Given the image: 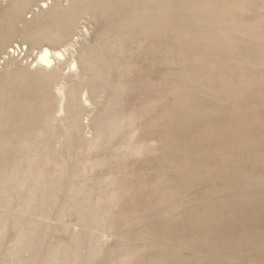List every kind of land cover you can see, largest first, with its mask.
I'll list each match as a JSON object with an SVG mask.
<instances>
[{
	"label": "rangeland",
	"instance_id": "obj_1",
	"mask_svg": "<svg viewBox=\"0 0 264 264\" xmlns=\"http://www.w3.org/2000/svg\"><path fill=\"white\" fill-rule=\"evenodd\" d=\"M37 3H40V0H6V1H2L0 4V18H1V21H0V31H1L0 32V36H1V38H0V72L1 73L0 74L1 75H0V77H2V78H0V80L2 83H11L12 81H13L12 84H20L21 83L20 85H22V86L27 84L28 86L26 88L30 87L31 85L35 87L36 84H37L36 86H38L35 88L30 87V88H28L29 90L25 88L27 90V92L25 90L22 91L24 89L22 87V88H20V90H21L20 93L21 92H25V93H21V94H26V93H28V91L30 92L31 89L33 92L36 93L35 90L44 84L43 81H40L41 83L40 82L39 83L38 82H36V83L31 82V84L30 83L28 84V82L30 80L27 79L30 77L31 72L34 69H36V67L38 66L36 56L39 52V49H41V45H43V47H48L50 50L52 49L51 51L58 50L62 53V56H61L62 58L52 57V60L54 61V63H56L58 60L62 61L64 59H67L70 56L69 50H66L65 49L66 46L61 45L60 42L54 43L53 41H49L47 43V40L45 42V39H42V42H41V40H39L37 43L32 44L29 42L30 41L29 38L25 37V39H24V36L22 37V35H20V34H22L21 25L23 24L22 19L24 18V13H25V16H29L31 14L29 9H32V8L36 9ZM238 3L239 4H237L236 7L235 6L232 7V8H235L234 12H233L234 9L231 10L233 13L230 11L227 12V15L228 14H231V15H228V17H227V15L225 14L226 17H225V15H223V16L227 20L229 19V21H232V22L234 21L233 19H235L236 20L235 22L240 23V29L241 30L233 28L231 31L227 32L229 34V35L227 34V36H228L227 39L230 38L228 40L229 41L228 43H227V41H225L227 43L226 44L227 46H221V44H219L221 47L220 49H219V45H217L218 47L213 46V51L211 50L212 52H214L216 50V48H218L222 52V54H221L222 58H225L226 60L228 58L230 59V60L228 59V62H227L228 64L221 63L219 66H214V67H211L212 65L209 66L205 63L203 65H201L204 69H206L208 67L212 68V70H210V68L206 69L207 70L206 72L208 73L207 74L208 83L205 79L200 78V80L202 79L203 82H205L206 84L202 82L203 85H200L198 87H190V88L187 87L186 88L187 90H185V89L181 90V91H183V93L181 92V94L183 96L182 100H180L181 99V96H179L180 94L177 95V98L175 100H173L171 98L169 99V97H171L169 94H167L165 96V91H166V89L167 90L170 89L168 86L171 87V83H172V87H175V86H178L180 84V82L182 83L184 80V75H180L177 77L176 74H172L170 69H172L173 67H177V68H179V70H182V68H183L182 71H185L186 69L190 68L191 64L188 66V63L185 64V62L176 61V63L173 62L175 64L171 63V66H169L170 64H168V63H167V65L166 64L164 65L165 62L163 64H161L159 62V64L157 65V63H156V62H158L156 60V59H158L157 57H159L160 59H163V58H166L169 53L172 54L171 52H173V51L177 52V50H178V48L175 49V47L171 48V49L168 48L166 46V44H168L167 42H169V40H168L169 37L165 36L163 33H159L157 31L158 33H157L156 40L159 37V39L162 41H160L158 39L161 42V44H160V43H158V41L155 40V37H154L152 39V43L149 45L151 47L153 45L156 46V48L154 46L151 48V49L154 48L153 51H151V53L153 55H157V56H153L152 54H150V51L147 52L148 53L147 54L148 60L151 59V61L149 60L150 64H148L150 67L148 68V65H147V68L149 70L147 68H145L146 64L144 62H142V63L145 65H143L140 61H138V63H141V64H138V67H136L137 66L136 65L135 66L136 69H134V67H133L131 69L132 72L131 71L128 72L126 70L123 71L124 69H122V68L121 69L120 68L115 69L113 71V73L116 74V76H114L115 78H113L112 75H114V74L112 73L107 79H102V80H100V82H98V81L95 82L94 85L97 88L95 87L96 90L93 89L92 96H90V94H89L90 92H89V89L87 87V93H85L84 95H86V96L89 95L91 97V99H90V101L87 100V105H88V107H86L87 109L84 108L83 112H80V114L83 113V114H81L82 118H79L80 123L82 124V121H83V124H84V126H83V124L81 125L82 132L76 133L74 130H70V132H68L67 136H66V138H68V139L63 140L62 144L59 145L57 140H59V137L65 136L66 134L65 135L62 134V129L60 127L61 126L60 123H56V124L54 123V125H55L54 127H55L56 131L54 133V136L53 135L51 136L53 138H49L52 140L51 143H49L50 141H48V143L50 144V147L52 148V150L57 151V156L59 154L64 155L63 153H65L64 157L66 158L68 165L72 164V166H69V167L76 169L77 173L79 171V173L77 175L79 176L80 179L76 178L74 180L75 183L73 182V184H72V183H69L68 180H66L67 179V176H66L64 178V182L62 185V187L64 188L63 192L57 191L58 193L56 192L57 194L54 196V198L49 197V198H47L46 201H44V203L43 202L42 203L36 202V205L33 209L34 212L36 211L34 213V215L35 214L36 215L35 216L30 215L33 217L29 216L30 219L28 218L29 220L33 221V219L35 217V220L33 222L36 223V225L34 224L35 226L33 225V227H31L32 231L30 234L31 235L30 241L26 242V243H22V246H21L22 251H19L18 254H16L15 256H14V253H13V255H11L10 251H6L8 241L12 237L17 235V232H18L20 227L22 229L23 228L27 229L29 220L26 223H24V221H21L19 223V225H15L12 223L11 219L13 218L14 213L17 212V210H16L17 207L13 206V207L7 208L5 210V212L2 214V217L0 218V264H20V262H21V264H30L31 260H32L31 264H36V263L41 264L45 258V257L44 258L42 257L44 250H45V245L49 240H51L53 242H54V240L67 241V240H69L70 237H72L73 234H74L73 237L81 239L86 244H90L91 249H96L99 252L103 251L102 254L99 253L94 258V260H93L94 262L91 264H107V263L109 264L110 252L115 251L113 249H116V250L127 249L130 252V256L128 257V261H127L128 264H136V263L139 264L140 260L142 258H144V259L141 260L140 264H208V263L209 264H253V263H251V261L256 262L254 264H264V0H238ZM34 9H32V11ZM101 13H102V11H97V12L92 13L91 16L89 15L87 17L80 18L79 20H77V22L74 21V23H77V25H78L77 26V32H75L76 35H74V36L72 35V37H71V39L73 38L71 40V42L73 43V47L75 49L78 50V48L80 47V45H82L83 42L88 43V44H93L94 43L93 41H95L98 37L108 35V33H113L112 31H114V29L119 24V17L118 16L120 13L119 14H115L112 12H110V13L108 12L105 14L104 13L101 14ZM95 14L98 16V19H97V16ZM99 14H101V15H99ZM114 14L116 15V17L114 16ZM42 16L40 17L41 20L44 19V17H46L47 15H42ZM111 16H114L117 19H115L113 17V19H114L113 20L111 18ZM223 16H222V18H223ZM100 17L103 19L104 22L100 19ZM108 17H109V19H108ZM86 18H88V19H86ZM110 18H111V20H110ZM40 19H39V21H40ZM80 22H82V23H80ZM83 23H86V24L83 25ZM174 23H176V21H173L172 19H170V20L167 19L163 22L162 27H164L165 31H166V29L171 30L175 27L173 25ZM181 23H180V26L185 25V24H183L185 22H181ZM90 24L92 26L93 25L94 26L92 27ZM79 26L82 30L79 28ZM185 26H188V24ZM91 28H93V29H91ZM188 28H190V27H188ZM245 29H247V30H245ZM95 31L96 32L98 31V32L96 33ZM2 33H3V35H2ZM160 34H163V35H160ZM219 35L222 36V34H219ZM163 36H165V38ZM154 40H155V43H153ZM77 41H79L80 43H77ZM91 41H92V43H90ZM50 42H51V45L53 46V48L50 45ZM156 42H157V44H156ZM162 42H165L166 44L165 43L162 44ZM159 44L164 45V46H161L162 47L161 48V47H159ZM17 45L20 47H16ZM48 45H50V46H48ZM224 45H225V43H224ZM54 46H55V48H54ZM158 47H159V49H157ZM8 49L14 50L15 53L14 52H13L14 54L13 53H11V54L6 53V52L10 51ZM226 49L227 50L229 49L228 53H227ZM169 50L171 52H169ZM232 51L233 52L236 51L237 53L235 52V53H232V55H230ZM223 52L224 53L226 52V54L224 55ZM186 53H188V52L186 51ZM237 54H238V56H236ZM240 54H241V57H240ZM10 55H12V56H10ZM161 56L163 58H161ZM169 56L170 55H168L167 58H169ZM153 57L154 58L156 57V58L154 59ZM226 57H228V58H226ZM233 57H236V59ZM239 57L243 58V59H240ZM252 58L254 60H252ZM207 59L214 61V60L210 59L208 56H207ZM246 59H248V60L245 61ZM155 60H156V62H155ZM232 60L235 62L238 61V63L236 62L234 65L230 66L229 64H231V63H229V62ZM242 62H244V63H242ZM245 62L246 63L250 62L248 65H249V67L251 66V68L247 67L248 65L245 64ZM76 63H77V65H79L78 61H76ZM155 63H156V65H155ZM152 64L154 65L155 68L151 66ZM176 64H178V65H176ZM253 66H255V67H253ZM142 67L145 68L146 70H143ZM151 67L153 68L152 71L150 69ZM215 67L218 68V74H217V71L214 72ZM140 68H142V72H141ZM157 68H158V70H156ZM167 69L170 71V75H169V71H167ZM153 70H154V72H153ZM209 70L211 73H209ZM219 70H221L222 72L224 71L225 74L221 73V71H219ZM225 70H227V72L232 71L231 75H233V76L226 73ZM121 71L124 73V75ZM164 71H166V72H164ZM239 71H240V73H238ZM24 72L27 75L26 74L23 75L22 73H24ZM161 72H164V73H161ZM241 72H242V74H241ZM139 73H140V75H142V76L145 75V76L143 78H141L142 76L141 77L138 76ZM158 73H160V75L162 74L163 75L162 78H165V79H162ZM166 73H167V75H165ZM130 74H131V76H130L131 79L129 78ZM210 74H212V75H210ZM226 74H227V76H226ZM6 75L9 77H12V78L7 77ZM125 75H126V77H123ZM174 75H176L175 78H174ZM228 75H229V78L232 77V78H230V80H229V78H226V77H228ZM244 75L246 76V78ZM24 76L27 80L24 78ZM147 76H148V78H147ZM152 76L155 77L154 80L152 79V78H154ZM156 76L158 78H156ZM159 76H160V78H159ZM166 76H168V77L170 76L169 78H171L172 82L170 80H167ZM210 76L211 77L213 76L212 79ZM215 76L218 77V78L216 77V79H217V80L215 79L216 81L214 80ZM222 76H225V77L223 78ZM139 77L141 78V80ZM219 77L220 78L222 77L223 80L220 79ZM242 77H243V79H242ZM6 78L7 79L9 78L8 81ZM16 78H18V80ZM176 78H177L176 82L178 81L179 84H178V82H177V84L175 83ZM225 78L228 80V82L230 84L228 82H226ZM233 78H235V79H233ZM239 78H240V80L238 81ZM5 79H6V81H5ZM10 79H12V80H10ZM53 79L50 80L51 84L47 85L48 89L50 87L49 85H51V87H55V85L58 86V84H54V83H57L58 82L57 80L60 81V78L59 77H55V78L53 77ZM142 79H143V81H142ZM9 80L11 82H9ZM127 80H128V82H127ZM145 80H150V81L146 82ZM224 80H225V82H224ZM53 81H54V83H53ZM152 81H153V83H152ZM155 81H159L161 85H154ZM164 81H166V82H164ZM231 81H232V83H231ZM233 81L234 82L237 81V82L234 83ZM102 82H104V83H102ZM118 82H122V85H121L122 88H121V86L118 87L116 85V83H118ZM123 82H125V83H123ZM161 82L165 83L166 85L162 84ZM167 82H169V84ZM148 83H149V85H147V87H146L145 85ZM226 83H228V84H226ZM96 84L99 86H97ZM157 84H158V82H157ZM167 84H168V86H167ZM216 84H218V87L219 86H221V87L218 88ZM248 84H250V85H248ZM153 85L156 87H153ZM241 85H242V87H241ZM127 86H128V88H127ZM134 87H135V89H134ZM227 87H229V88H227ZM240 87H241V89L242 88L243 89L240 91H237V88L239 90ZM225 90H226V92H225ZM80 91H81V95H82V93L85 91L84 87L82 89H80ZM33 92L32 93L30 92L29 96L31 98L34 97L35 93H33ZM150 92H151V95H150ZM94 93L97 96H95ZM108 93H110V95ZM143 93H144V95H143ZM161 93H163L162 94L163 97L161 96ZM112 94L115 95V96H113V99L116 100L117 102L112 101V102H114V104H112V102H111V104H109L108 101L112 97ZM117 95L119 98L117 97ZM148 95H150V96H148ZM154 95H155V97H158V96H159V98L162 97L163 100L156 99V101H154V103L150 104V100L152 101ZM185 95H187L186 98H185ZM51 96H53V95L51 94ZM89 96H87V97H89ZM118 100H119V102H118ZM147 100H149V101H147ZM164 100H165V103L163 102ZM176 100H177V102H176ZM8 102L10 104V102H12V101L9 100ZM139 102H141V103H139ZM158 102H161V103H158ZM135 103L138 105H135ZM163 103H164V105H163ZM155 104H156V106H155ZM157 104L162 105V106L159 105L160 110L162 109L161 111H159V109H157L158 108ZM3 105L1 108L2 109L4 108L6 110L8 103H7V105L6 104H3ZM112 105H115V107L113 106L114 109L109 108L110 106L112 107ZM99 106H100V108H99ZM117 106H119L120 109ZM121 107H123V109ZM165 107H167L168 109H165ZM101 108L102 109L105 108L106 110L110 109V111L115 110L116 111L115 113H114V111L112 113H110L108 111L110 114H112L113 120L115 121V123L117 125L122 124V126L126 127L128 130L130 129L129 132H131V133H129V135L127 133L121 139H118V138L112 139L111 138L112 142H106L105 143L106 145L104 144L101 147H96V148L90 150L86 146L88 139H90L92 137L95 127H97L99 125L98 123L104 122L103 120H105L107 118L103 114L105 116V118L103 119V115H101V113H104L105 110L104 109L102 110ZM132 109H134V110H132ZM148 109H149V111H147ZM87 110L90 112H88ZM119 110H120V112L121 111L122 112L120 113ZM150 110H152V111H150ZM166 110H168V111H166ZM156 111L159 113L161 112V113L156 114ZM99 112H100V114H99ZM58 113L59 112L57 110V114ZM95 117H97L96 118L97 120H95ZM136 118H137V120H136ZM107 119H110V117H108ZM155 119H157V120H155ZM89 120H91V121H89ZM94 121H98V123H96ZM147 121H149V122H147ZM91 122H94V123H91ZM150 122L152 124L155 122L154 125L151 124L152 127L150 125ZM144 123L146 124V126ZM147 123H149V127L147 126L148 125ZM58 124H59V126H58ZM89 124H90V126L92 125L91 129H90V126H88ZM140 124H141L142 128H140V126H139ZM144 126L146 128L147 127L148 128L143 129ZM153 131H154V134H152ZM138 134H140V135H138ZM148 134H149V138H148ZM144 135L147 136L148 143H146L147 138L145 139L146 136H144ZM158 135L159 136L161 135V136L159 137ZM126 137L129 140H127ZM143 137L145 139L144 140L145 142L143 141ZM158 137L160 139H158ZM70 138H71V140H70ZM72 138H75V139L73 140ZM155 139H158L160 143L163 142V144H160L156 140L159 143L158 144L155 141ZM67 140L69 141V143L66 142ZM77 140H79L81 142V144L79 143V141L77 142ZM139 140H141V142H138ZM73 141L74 142L76 141V142L74 143ZM134 141H136L139 144H136V143L134 144ZM69 144H71L73 149H74L75 145H77V144L79 145L77 147L75 146L76 150L75 149L74 150L76 152H73L74 150L71 149V146ZM64 145H66V148L64 147ZM107 145L109 146V148H107L108 147ZM136 145H138L139 147ZM153 145H155L156 147ZM69 146H70V149H69ZM82 146H83V148H82ZM142 146H144V147H142ZM168 146H170V147H168ZM62 147H64V148H62ZM119 147H121V148L119 149ZM154 147L155 148L158 147L157 149H159V150L155 149ZM98 148H100L101 151ZM113 148H114V151H113ZM103 149L104 150L106 149V151H104ZM118 149H119V152H118ZM152 149H153V152H151ZM166 149H167V152H166ZM93 150H96V151H93ZM120 150H123L124 153H121L122 151L120 152ZM155 150H157V151H155ZM115 151L117 152V155H116ZM113 152H115V153H113ZM156 152H157L158 157L156 155ZM95 153H96V156H95ZM161 153H164L163 155H165L166 157L161 156L162 155ZM68 155H70V156H68ZM92 155L95 156V159L98 157L96 160L98 161L99 164H97L95 166L91 165L90 162H92V160H93L92 157L94 158V156H92ZM121 155H123V156L127 155L128 157L127 156L121 157ZM150 155H151V159H150ZM90 156H92V157H90ZM129 157H131L130 158L131 161L129 159H127ZM160 157H162V158H160ZM55 158H59V157H55ZM68 158H69V162H68ZM71 158H73L74 163L72 161H70V160H72ZM111 158L114 161H112ZM117 158H119V159H117ZM121 158H123V159H121ZM135 158H136V160H135ZM147 158H148V160H146ZM156 158H158V159H156ZM142 159H143V161H142ZM119 160H121V162H119ZM70 162H72V163H70ZM123 162H124V164H123ZM102 163H104V165ZM106 163H107V165H106ZM153 163H154V165H153ZM111 164H113V167H111L112 166ZM119 164H121V166L124 165L125 168L121 167ZM115 165L117 167H120V168H116ZM159 165H161V166H159ZM97 166H98V168L95 169ZM153 166H154V168H151ZM184 167H185V169H184ZM77 168L80 170H77ZM115 168L117 170H115ZM121 168H124L125 170L127 169L126 170L127 172ZM128 168L130 171L129 174H128ZM69 170H73V169L69 168ZM92 170H93V172H92ZM112 170H113V172H112ZM161 170H162V172H161ZM163 171H165V172H163ZM159 173H161V174H159ZM106 174H108V175L112 174V175H109L108 179L106 180V179L102 178L104 176L107 177ZM88 175L89 176L90 175L96 176V180H99V181L89 183L87 181ZM99 175H101V176H99ZM133 175H134V177H133ZM163 175H164V177H163ZM118 176H119V178H116ZM139 176H140V178H139ZM101 180L102 181L104 180V181L101 183ZM77 182H81V183L85 182L88 185L94 184L93 186L96 188H97V186H98V188H102V187L104 188L107 186L108 183H110L119 189V191L116 192V198L114 200V202H115L114 203L115 207H113L114 210L112 209V211H110V213H109L110 217L108 216L109 218H106L107 221L101 220V219H96L93 222L87 221L88 223L85 221L88 225L87 226L86 223L82 222V220H81V222L79 221L81 219L80 218L81 216H79V215H81V214L75 212V210L72 207H70V208L67 207L68 205H65V206L62 205V203H63L62 199H63V197H65L66 189L71 185H74V186L77 185L78 186ZM130 183H132V184L135 183L137 188H136V186L132 187ZM153 184H154V186H153ZM121 186H123V187L121 188ZM155 186H156V188H155ZM158 186H160V187H158ZM167 186H169L167 189H163V187L166 188ZM188 186H190V187H188ZM128 187H130V188H128ZM158 188H159V190H158ZM15 189L12 188V189L7 190V194L9 195V194L16 193ZM153 189H155V190L157 189L156 192ZM168 189H171L172 191H174V193L169 191V192L173 193V195L171 194L172 198L170 197V195H168L170 198L167 196V194H170L168 192ZM129 190L131 191V193ZM225 190H227V191L223 193V191H225ZM186 191H187V193H186ZM157 192L159 194L164 192L165 194H161V197H162L161 198V197H159L160 195L157 196V194H158ZM175 192H177V193L175 194ZM155 193H156V195H155ZM132 194H134V195H132ZM145 194H147V195L145 196ZM174 194L176 196H174ZM130 195L132 197H130ZM187 195L188 196L190 195L188 201H187V199H188ZM15 196L16 195H14L12 197V199L15 198ZM134 197H136V199ZM163 197L165 199H163ZM175 197H177V198H175ZM205 197H208V198H205ZM131 198L135 199L136 200L135 202L136 203L138 202V204H136L134 202V200H132ZM138 198H139V200H138ZM158 198L159 199L161 198V199H160V201H157L158 203L156 202L157 205H155V200H158ZM152 199L153 200L155 199L154 202L151 201ZM166 199L167 200L171 199L173 201L170 202V200L167 201ZM190 199H191V201H190ZM57 200H58V202H57ZM129 200H131V201H129ZM193 200H194V202H193ZM147 201H149V202L151 201L152 204L154 203L153 205L155 206V209L157 208L158 211H156L154 209H152L154 211H152V210L151 211H148V210L143 211V208H145V209L148 208V207H144V204ZM150 203H146L145 206H149ZM172 203H177V206H179V203H180L181 207L180 206H179L180 208L175 207V204L172 205ZM152 204H150V206ZM164 204L165 205L167 204V206H165ZM38 205H40V206H38ZM153 205L149 209L154 207ZM63 206H64V208H63ZM119 206H120V209H122V210L119 209ZM160 207H161V209H159ZM167 207H170L171 209L167 208ZM51 208H52V210H51ZM53 208H54V210H53ZM172 208H173V211L174 210L175 211L174 212L170 211V212H172L170 214L168 209L172 210ZM175 208L181 209V211L177 210ZM115 209H118V211ZM73 210H74V212H72ZM164 210H166V211H164ZM167 211H168V213H166ZM40 212H41V214H40ZM69 212H71V213H69ZM140 212H142V213H140ZM146 212H147V214H146ZM150 212H151V214H152V212H155L153 214H154V216H157V217L154 218V216L151 215ZM159 213H160L161 218L158 215ZM140 214L141 215L143 214V215L141 216ZM162 214L165 216H163ZM55 215H58V217H60V218H57ZM112 215H113V217H112ZM114 215L115 216L117 215V216L115 217ZM118 215L120 218L118 217ZM139 215L141 216V219H140ZM10 216H12V218ZM45 216H46V218L44 219ZM72 216H73V218H72ZM77 216H78V218H77ZM144 216H145V218L143 219ZM146 216H147V218H146ZM59 219H61V220L65 219L64 220L65 223L61 224V222H63V221H60V223H59ZM174 219H175V221H173ZM5 220H6V223H5L4 227H2L1 222L5 221ZM48 221H51V222H48ZM55 221L58 222V224ZM77 222L79 224H77ZM143 222L147 226H149V228L145 225H142V224H144ZM130 223L133 226H130L131 225ZM139 223H142V224H139ZM49 224L51 225V227ZM89 224H90V227H89ZM120 224H122V226ZM138 224H139V226H138ZM152 224H153V227L151 226ZM78 225L79 226L81 225V226L79 227ZM82 225H83V227H82ZM36 226H37V228L38 227H41V228L35 229ZM42 226H43V229H42ZM70 226L72 227V229ZM84 226L88 227V228H85ZM119 226H121L122 228L120 227L119 229H117ZM135 226L136 227L138 226L137 228L139 230H137V228ZM140 226H142V228L144 229V231H142V233L140 231L142 229V228H140ZM143 226H145V227H143ZM44 227H46V228H44ZM47 227H48V229H47ZM49 227L52 229L51 231H50ZM105 228H106V230H105ZM119 230H120V232H119ZM124 230H126V231H124ZM138 231H140V232H138ZM130 232L133 234H131ZM134 232H136V233H134ZM152 232H153V234H155L154 236H152L153 234H150ZM37 233H39V234H37ZM46 233H48V234H46ZM62 233H64V234H62ZM65 233L67 235H70V236H67ZM100 233H101V237L99 238L98 234H100ZM143 233H145V234L148 233L147 234L148 236L143 234ZM171 233L173 234V236H171L172 235ZM138 234H139V236H138ZM179 234H180V237H179ZM195 234H197V235H195ZM140 235H141V237H140ZM143 235H145V236H143ZM149 235H151L153 238L151 236L149 238ZM181 235H183V236H181ZM47 236H48V238H47ZM88 236H89V238H88ZM119 236H122V237L120 238ZM135 236H137L138 238L137 237L133 238ZM169 236H171V237H169ZM175 237H178V238H175ZM112 238H113V240H112ZM122 238L125 240H122ZM131 238H132V240H131ZM142 238L144 239V241H142L143 240ZM205 238H206V240H205ZM117 239H118V241H116ZM133 240H139V242L138 241L136 242ZM203 240H205V241H203ZM121 241H123V242H121ZM145 241H148V242H145ZM155 241H157L158 243ZM132 243H134L133 246H132ZM160 243H163V246ZM114 244H117V245L115 246ZM139 244H141V245L143 244V247H141ZM153 244H155V245L153 246ZM29 245H31V247ZM128 245H130L129 248L126 247ZM137 245H138V248H137ZM149 245L152 247H150ZM134 246L136 247V249ZM211 246L213 247V249ZM116 247H118V248H116ZM31 248H33V249H31ZM109 248L111 249V251L109 250ZM145 248H146V250H145ZM106 249H107V251H106ZM182 249H185L186 251H183ZM32 251H33V253H32ZM37 251L40 253L38 254ZM141 251H143V253H141ZM157 251H159V252H157ZM167 251H168V253H167ZM86 253L87 252H83L82 253L83 255L81 254L82 255L81 258L84 259L88 255V253L87 254ZM104 253H106V254H104ZM156 253H158V254H156ZM210 255H211V257H210ZM148 256H150L149 257L150 259H147ZM37 257L39 259H37ZM218 257H219V259H218ZM12 258H14V259H12ZM105 258H107V259H105ZM158 258H160V259H158ZM155 259H156V261H155ZM217 260H219V261H217ZM40 261H41V263H40ZM142 262H144V263H142ZM260 262H262V263H260Z\"/></svg>",
	"mask_w": 264,
	"mask_h": 264
},
{
	"label": "bare ground",
	"instance_id": "obj_2",
	"mask_svg": "<svg viewBox=\"0 0 264 264\" xmlns=\"http://www.w3.org/2000/svg\"><path fill=\"white\" fill-rule=\"evenodd\" d=\"M2 1H6V0H0V4ZM240 3V2H239ZM238 3V0H40V3H37V7L36 9H34L32 11V9H29V11L31 12V14L29 16H25L24 13V18L22 19L23 24L21 25L22 27V37L29 38V42L30 43H37L39 40L45 39V42L47 40V43L49 41H53L54 43L56 42H60L61 45H65V49L69 50L70 52V56L67 59H64L62 61H57L56 63H54V61L52 60V57L55 58H62V53L58 50H53L51 51L48 47H43V45H41V49H39V52L37 54V62H38V66L36 67V69H34L31 74L30 77L27 78L29 79L28 84L31 82L36 83V82H40L43 81V85L40 86L38 89H36V93L32 91L31 89V93H35L34 97H30V92L28 91V93L26 94H21V93H25V92H21L20 93V88H24L22 91H26V89L30 88V87H34V86H30L28 88H26L28 85L25 84L24 86L20 85L21 81L19 82L20 84H12V82L9 80V82L11 83H2L0 80V218L2 217V214L5 212V210L7 208H11L13 206L17 207V212L14 213L13 218L12 216H10L12 219V223L15 225H19V223L21 221H24V223H26L30 218V215H34V207L36 205V202H40V203H44V201L47 200V198L49 197H53L58 193L57 191H61L63 192V182H64V178L67 176V179L69 183L74 182V180L80 179L79 176L77 175L79 173H77L76 169L69 167L72 166V164L68 165L66 158L64 157L65 153L59 154L57 156V151L56 150H52V148L50 147L51 143V139L49 138H53L51 137L52 135L54 136V133L56 131L55 129V125L54 123H60V127L62 129V134H66L65 136H61L59 137L58 144L61 145L62 141L66 138L67 133L70 132V130H74L76 133L82 132L81 129V125L79 118H82L81 113L83 112V109H87L86 107H88L87 105V100L90 101L92 94H93V89L96 90V86L94 85L95 82H100V80L102 79H107L115 69H124L123 71H131V69L135 66L138 67V64H141L142 62H144L146 64L145 68H147V65L150 64L149 60L151 61V59L148 60L147 57V52L153 51V49H151L153 46L156 48L155 45H153L152 47L149 46L152 43V39L155 37V40L157 38V33H163L165 36L169 37V42H167L168 44H166L165 42H162L166 44V46L168 48H178L177 52H171L169 50V52H171L172 54H168L170 55L169 58L168 55L166 58H163L161 56L160 59L159 57H157L158 59H156L158 62L157 65L159 64V62L161 64L164 65L167 63L170 64L169 66H171V63L178 61V62H185L188 63V66L190 65L189 69H186L185 71L179 70V68L177 67H173L172 69H170V71L172 72V74H176L177 77L180 75H184V80L183 82L179 84L178 82V86L172 87V83H171V87L168 86L169 82H167V86L170 88L169 90L166 89L165 91V96L167 94H169L171 97H169V99H173L175 100L177 98V95L180 94L179 96H181V99L183 98L181 92L183 93V89L187 90V87H198L200 85H203L202 79H205L207 81V70L210 67L204 69L201 65H203L204 63L207 65H212L211 67L214 66H219L221 63H225L228 64V58L227 60L225 58L221 57L222 52L219 50L221 47L219 44H221V46H227L226 44L229 42L227 39V32L231 31L233 28H236L238 30L240 29V23L235 22L236 20L233 19L234 21H229V19L227 20L225 17L227 15V12H232L231 10H233V12L235 11V8L232 7H236ZM242 4V3H241ZM30 7V6H29ZM97 11H102V13H115V14H119V24L118 26L114 29V31H111L113 33H108V35L102 36V37H98L95 41H93V44H88V43H82V45H80V47L77 49H75L73 47V43L71 42V37L72 35H76L75 32H77V20H79L80 18L83 17H87V16H91L92 13L97 12ZM232 12V13H233ZM100 13V12H99ZM101 13V14H102ZM99 14V15H101ZM114 14V16L116 17V15ZM226 14V15H225ZM27 15V14H26ZM42 15H47L46 17H44V19H40V17ZM94 15V14H93ZM96 15V14H95ZM225 15V17L223 16ZM231 15V14H228ZM227 15V17H228ZM97 16V15H96ZM114 16H111V18L113 19ZM223 16V18H222ZM43 17V16H42ZM114 17V18H115ZM110 18V20H111ZM40 19V21H39ZM88 19V18H86ZM98 19V16H97ZM100 19L103 21V19L100 17ZM109 19V17H108ZM117 19V18H115ZM167 19H172L173 21H176V23H174L173 25L175 26L173 29L171 30H164V27H162V24L165 20ZM82 20V19H81ZM84 20V19H83ZM114 20V19H113ZM1 21V18H0ZM19 21V20H18ZM93 21V20H92ZM100 21V20H99ZM101 21V22H102ZM104 22V21H103ZM181 22H185L183 24L188 26H180ZM21 23V22H20ZM82 23V22H80ZM79 23V24H80ZM86 23H83V25ZM96 24V23H95ZM106 24V23H105ZM117 24V23H116ZM176 24V25H175ZM182 24V23H181ZM91 25V24H90ZM244 25V24H243ZM87 26V25H86ZM92 26V25H91ZM94 26V25H93ZM92 26V27H93ZM104 27V26H103ZM190 27V28H188ZM80 28V26H79ZM78 28V29H79ZM81 29V28H80ZM93 29V28H91ZM248 29V28H247ZM245 29V30H247ZM82 30V29H81ZM99 30V29H98ZM92 31V30H91ZM158 31V32H157ZM1 32V31H0ZM88 32V31H87ZM96 32V31H95ZM94 32V33H95ZM98 32V31H97ZM96 32V33H97ZM240 32V31H239ZM80 33V32H79ZM106 33V34H107ZM215 33V34H214ZM222 34L219 35V34ZM101 34V33H100ZM160 34V35H163ZM3 35V33H2ZM5 35V34H4ZM98 35V34H97ZM159 35V34H158ZM229 35V34H228ZM81 36V35H80ZM89 36V35H88ZM95 36V35H94ZM165 36H163L165 38ZM167 37V38H168ZM1 38V36H0ZM78 39V38H77ZM159 39V37H158ZM156 40L158 41V43L161 44L160 41L162 40ZM227 39V40H226ZM82 40V39H81ZM86 40V39H85ZM89 40V39H88ZM155 40L153 41V43H155ZM167 40V39H166ZM227 41V43L225 42ZM2 42V41H1ZM82 42V41H81ZM77 43H80L79 41H77ZM92 43V41L90 42ZM225 43V45H224ZM157 44V42H156ZM164 46V45H160ZM51 45V42H50ZM48 45V46H50ZM79 45V44H78ZM217 45H219V49L216 48V50L214 52L213 51V46L216 47ZM46 46V45H45ZM52 46V45H51ZM158 46V45H157ZM16 47H20V46H16ZM40 47V46H39ZM43 47V48H42ZM59 47V46H58ZM159 47L157 49H159ZM218 47V46H217ZM53 48V46H52ZM55 48V46H54ZM64 48V47H63ZM150 48V49H149ZM162 48V47H161ZM7 49V48H6ZM12 49V48H11ZM14 49V48H13ZM164 49V48H163ZM166 49V48H165ZM10 50V49H8ZM18 50V49H17ZM65 50V51H66ZM161 50V49H160ZM173 50V49H172ZM212 50V51H211ZM227 50V49H226ZM225 50V51H226ZM7 51V50H6ZM176 51V50H175ZM186 51L188 53H186ZM231 51V50H230ZM14 50H10L9 52L6 53H13ZM18 52V51H17ZM229 52V49L227 50V53ZM236 52V51H235ZM235 52H231L230 55H232V53ZM15 53V52H14ZM13 53V54H14ZM237 53V52H236ZM223 54L225 55L226 52ZM6 55V54H5ZM53 55V56H52ZM153 55V54H152ZM12 56V55H10ZM9 56V57H10ZM151 56V55H150ZM153 56H157V55H153ZM160 56V55H159ZM207 56L214 60L211 61L209 59H207ZM229 56V55H228ZM234 56V55H233ZM238 56V54L236 55ZM165 57V56H164ZM224 57V56H223ZM241 57V54H240ZM239 57V58H240ZM154 58V57H153ZM156 58V57H155ZM154 58V59H155ZM236 59V57H233ZM3 59V58H2ZM135 61H133V60ZM153 59V60H154ZM234 59V60H235ZM243 59V58H240ZM230 60V59H229ZM239 60V59H238ZM248 59H246L245 61H247ZM251 60V59H250ZM252 60H254L252 58ZM53 61V62H52ZM76 61H78L79 65H77ZM138 61H140L141 63H138ZM216 61V62H215ZM240 61V60H239ZM238 63V61H236ZM235 61H230L229 64L230 66L234 65L236 63ZM137 63V64H136ZM155 63V65H156ZM173 63V64H175ZM244 63V62H242ZM250 63V62H249ZM246 63L245 64H249ZM143 64V63H142ZM143 64V65H145ZM160 64V65H161ZM178 65V64H176ZM181 65V64H180ZM224 65V64H223ZM222 65V66H223ZM240 65V64H239ZM238 65V66H239ZM152 67H154V65H151ZM175 66V65H174ZM182 66V65H181ZM180 66V67H181ZM187 66V65H186ZM237 66V67H238ZM150 66L148 65V68ZM150 68L151 71L153 68ZM168 67V66H167ZM185 67V66H184ZM229 67V66H228ZM249 67V65L247 66ZM255 67V66H253ZM143 68V67H142ZM142 68L141 72H142ZM145 68H143V70H146ZM147 68V69H148ZM155 68V67H154ZM220 68V67H219ZM225 68V67H224ZM251 68V66L249 67ZM261 68V67H260ZM67 69V70H66ZM217 69V70H216ZM228 69V68H227ZM241 69V68H240ZM138 70V69H137ZM149 70V69H148ZM158 70V68L156 69ZM210 70H212V68H210ZM209 70V73H211ZM215 70V71H214ZM214 72L217 71L218 74V68H214ZM243 70V69H242ZM260 70V69H259ZM30 71V70H29ZM160 71V70H159ZM167 71H169L167 69ZM170 71H169V75H170ZM221 71V70H219ZM226 73L228 74H232V71L227 72V70H225ZM241 71V70H240ZM240 71L238 73H240ZM258 71V70H257ZM27 72V71H26ZM122 72V71H121ZM132 72V71H131ZM154 72V70H153ZM166 72V71H164ZM161 72V73H164ZM237 72V71H236ZM1 73V72H0ZM117 73V72H116ZM123 73V72H122ZM134 73V72H133ZM157 73V72H156ZM221 73H224V71ZM23 75L26 74L25 72L22 73ZM114 74V73H113ZM119 74V73H118ZM129 74V73H128ZM160 75V73H158ZM213 74V73H212ZM210 74V75H212ZM220 74V73H219ZM225 74V73H224ZM234 74V73H233ZM242 74V72H241ZM1 75V74H0ZM27 75V74H26ZM124 75V73H123ZM167 75V73L165 74ZM174 75V78L175 76ZM7 76V75H6ZM113 78H115L114 76H116V74L112 75ZM121 76V75H120ZM131 74L129 75L130 78ZM133 76V75H132ZM138 76H142L139 75ZM145 75H143L141 78H143ZM161 78L163 77V75H160ZM159 76V78H160ZM219 76V75H218ZM221 76V75H220ZM227 76V74H226ZM233 76V75H231ZM242 76V75H241ZM240 76V77H241ZM245 76V75H244ZM4 77V76H3ZM9 77V76H7ZM53 77H59L60 81L57 80V83H53L54 84H58L55 85V87H51V85H49V89L47 87L48 84L50 83V80L53 79ZM123 77H126L123 76ZM139 77V78H140ZM151 77V76H150ZM154 77V76H152ZM167 80L171 81V78H169L168 76ZM172 77V76H171ZM211 77V76H210ZM213 77V76H212ZM211 77V79H212ZM217 76L214 77V80L216 79ZM223 78L225 76H222ZM222 77L220 79H222ZM2 78V77H0ZM12 78V77H9ZM8 78V79H9ZM15 78V77H14ZM25 78V76H24ZM111 78V77H110ZM112 78V79H113ZM134 78V77H133ZM140 78V80H141ZM148 78V76H147ZM156 78H158L156 76ZM173 78V79H174ZM200 78H202L200 80ZM218 78V77H217ZM229 78V75L228 77ZM225 78L226 82H228V80ZM232 78V77H230ZM229 78V80H230ZM246 78V76H245ZM244 78V79H245ZM4 79V78H3ZM7 79V78H6ZM5 79V81H6ZM7 79V81H8ZM18 80V78H16ZM26 79V78H25ZM26 79V80H27ZM131 79V78H130ZM150 79V78H149ZM153 80L155 79L152 78ZM165 79V78H162ZM210 79V78H209ZM235 79V78H233ZM243 79V77H242ZM241 79V80H242ZM15 80V79H14ZM54 80V79H53ZM110 80V79H109ZM158 80V79H157ZM161 80V79H160ZM177 78L175 79V83ZM204 80V81H205ZM217 80V79H216ZM215 80V81H216ZM223 80V79H222ZM224 80V82H225ZM240 80V78L238 79V81ZM4 81V80H3ZM4 81V82H5ZM56 81V80H55ZM143 81V79H142ZM150 81V80H145ZM221 81V80H220ZM116 82V81H115ZM128 82V80H127ZM156 82V83H155ZM154 85H161L159 81H155ZM158 82V84H157ZM163 82V81H162ZM161 82V83H162ZM166 82V81H164ZM172 82V81H171ZM211 82V81H210ZM234 82V81H233ZM237 82V81H236ZM234 82V83H236ZM27 83V82H26ZM32 83V84H33ZM41 83V82H40ZM104 83V82H102ZM125 83V82H123ZM153 83V81H152ZM174 83V82H173ZM174 83V84H175ZM205 83V82H203ZM208 83V81H207ZM229 83V82H228ZM226 83V84H228ZM232 83V81H231ZM239 83V82H238ZM244 83V82H243ZM248 83V82H247ZM115 84V83H114ZM164 85H166L165 83H162ZM206 84V83H205ZM220 84V83H219ZM225 84V85H226ZM230 84V83H229ZM37 85V84H36ZM35 87H38L36 86ZM97 85V84H96ZM116 85L119 87L122 85V82H118L116 83ZM127 85V84H126ZM129 85V84H128ZM136 85V84H135ZM148 84H146L145 86L147 87ZM153 87H156L154 86ZM218 87V84H216ZM222 85V84H221ZM243 85V84H242ZM241 85V87H242ZM250 85V84H248ZM53 86V85H52ZM99 86V85H97ZM138 86V85H137ZM227 86V85H226ZM232 86V85H231ZM238 86V85H237ZM240 86V85H239ZM34 87V88H35ZM84 87L85 91L82 93L81 95V91L80 89H82ZM87 87L89 89V97H87L86 95H84L85 93H87ZM96 87V88H95ZM131 87V86H130ZM133 87V86H132ZM159 87V86H158ZM221 87V86H219ZM218 87V88H219ZM240 87V89L237 91L242 90ZM26 88V89H25ZM33 88V89H34ZM122 88V86H121ZM128 88V86H127ZM229 88V87H227ZM226 88V89H227ZM126 89V88H125ZM133 89V88H132ZM135 89V87H134ZM235 89V88H234ZM29 90V89H28ZM162 90V89H161ZM236 90V89H235ZM232 91V90H231ZM114 92V91H113ZM163 92V91H162ZM180 92V93H179ZM226 92V90H225ZM96 93V92H95ZM94 93V94H95ZM102 93V92H101ZM145 93V92H144ZM143 93V95H144ZM157 93V92H156ZM230 93V92H229ZM233 93V92H232ZM237 93V92H236ZM51 94L53 96H51ZM99 94V93H98ZM106 94V93H105ZM110 95V93H108ZM115 94V93H114ZM114 94H112V97L109 99L108 103L111 104L112 101H116L113 99V96H115ZM153 94V93H152ZM163 93H161L162 96ZM108 95V96H109ZM121 95V94H120ZM147 95V94H146ZM151 95V92H150ZM148 95V96H150ZM159 95V94H158ZM168 95V96H169ZM95 96H97L95 94ZM107 96V95H106ZM160 96V97H161ZM187 95H185L186 98ZM118 97V95H117ZM163 97V96H162ZM161 97V98H162ZM116 98V97H115ZM119 98V97H118ZM122 98V97H121ZM145 98V97H144ZM158 97H153L152 101L150 100V104L154 103V101H156V99H160L163 100V98L161 99ZM113 99V100H112ZM126 99V98H125ZM168 99V100H169ZM9 100H11L12 102H10L9 104ZM95 100V99H94ZM121 100V99H120ZM128 100V99H127ZM126 100V101H127ZM145 100V99H144ZM166 100V99H165ZM165 100L163 101L165 103ZM137 101V100H136ZM149 101V100H147ZM94 102V101H93ZM114 102H112V104H114ZM117 102V101H116ZM119 102V100H118ZM128 102V101H127ZM131 102V101H130ZM177 102V100H176ZM8 106L6 108V110L2 107L3 104H6ZM141 103V102H139ZM161 103V102H158ZM163 103V105H164ZM175 103V102H174ZM179 103V102H178ZM181 103V102H180ZM106 104V103H105ZM108 104V105H109ZM117 104V103H116ZM127 104V103H126ZM129 104V103H128ZM134 104V103H133ZM107 105V106H108ZM118 105V104H117ZM135 105H138L135 103ZM159 111V105L162 106L161 104H157ZM179 105V104H178ZM4 106V105H3ZM101 106V105H100ZM99 106V108H100ZM106 106V107H107ZM115 105H112V107L110 106L109 108H113ZM121 106V105H120ZM156 106V104H155ZM177 106V105H176ZM103 107V106H102ZM119 108V106H117ZM134 107V106H133ZM123 109V107H121ZM135 108V107H134ZM150 108V107H149ZM154 108V107H153ZM92 109V108H91ZM102 109V108H101ZM100 109V110H101ZM105 111L104 113H101V115H105L107 118L110 117V119H105L103 120L104 122L98 123V121H94L96 123H98L97 127H95L94 129V133L92 135V137L90 139H88V142L86 143V146L88 149H94L96 147H101L102 145H104L106 142H112V139H121L123 136H125L127 133L129 135V130L122 126V124L117 125L115 123V121L113 120V116L112 113L114 111V113L116 112L115 110L110 111V109L106 110L105 108H103ZM102 109V110H103ZM116 109V108H115ZM120 109V108H119ZM126 109V108H125ZM147 109V108H146ZM165 109H168L167 107H165ZM57 110H58V114H57ZM134 110V109H132ZM85 111V110H84ZM88 111V110H87ZM110 113H109V112ZM149 111V109L147 110ZM152 111V110H150ZM168 111V110H166ZM165 111V112H166ZM90 112V111H88ZM98 112V111H97ZM120 112V110H119ZM122 112V111H121ZM120 112V113H121ZM164 112V113H165ZM96 113V112H95ZM153 113V112H152ZM151 113V114H152ZM159 113L156 111V114ZM161 113V112H160ZM159 113V114H160ZM163 113V114H164ZM88 114V113H87ZM100 114V112H99ZM158 114V115H159ZM94 115V114H93ZM103 115V119L105 118V116ZM114 115V114H113ZM81 116V117H80ZM116 116V115H115ZM114 116V117H115ZM161 116V115H160ZM159 116V117H160ZM91 117V116H90ZM149 117V116H148ZM154 117V116H153ZM92 118V117H91ZM90 118V119H91ZM97 117H95V120ZM147 119V118H146ZM150 119V118H149ZM92 120V119H91ZM89 120V121H91ZM137 120V118H136ZM157 120V119H155ZM91 122V123H94ZM136 122V121H135ZM142 122V121H141ZM149 122V121H147ZM152 122V121H151ZM150 122V125L152 124ZM89 123V122H88ZM146 123V122H145ZM144 123V124H145ZM155 123V122H154ZM154 123L152 125H154ZM131 124V123H130ZM148 127H149V123H147ZM137 125V124H136ZM151 125V127H152ZM59 126V124H58ZM84 126V124H83ZM90 126V124L88 125ZM92 126V125H91ZM90 126V129H91ZM140 128H142L141 124L139 125ZM146 126V124H145ZM144 126L143 129H145L146 127ZM147 127V128H148ZM146 128V129H147ZM81 129V130H80ZM84 129V128H83ZM135 129V128H134ZM133 131V130H132ZM135 131V130H134ZM152 131V130H151ZM74 132V133H75ZM159 133V132H158ZM72 134V133H71ZM146 134V133H145ZM154 134V131L153 133ZM79 135V134H78ZM140 135V134H138ZM143 135V134H142ZM151 135V134H150ZM82 136V135H81ZM80 136V137H81ZM146 136V135H144ZM159 136V135H158ZM161 136V135H160ZM159 136V137H160ZM153 137V136H152ZM156 137V136H155ZM154 137V138H155ZM158 137V139H160ZM112 138V139H111ZM127 138V137H126ZM141 138V137H140ZM147 138V136L145 137V139ZM148 138H149V134H148ZM148 138H147V142L148 143ZM73 140L75 138H72ZM111 139V140H110ZM143 137V141L145 140ZM152 139V138H151ZM158 139H155V141L157 140L159 142ZM71 140V138H70ZM110 140V141H109ZM127 140H129L127 138ZM136 140V139H135ZM142 140V139H141ZM141 140H139L138 142H141ZM48 141H50L48 143ZM79 140H77L78 142ZM125 141V140H124ZM156 141V142H157ZM55 142V141H54ZM66 142L69 143V141L67 140ZM74 142V141H73ZM76 142V141H75ZM74 142V143H75ZM145 142V141H144ZM157 142V143H158ZM79 143L81 144V142L79 141ZM139 144L136 141H134V144ZM156 143V144H157ZM160 143V142H159ZM158 143V144H159ZM166 143V142H165ZM126 144V143H125ZM153 144V143H152ZM155 144V145H156ZM160 144H163L160 143ZM170 144V143H169ZM71 146V144H69ZM75 145V144H74ZM106 145V144H105ZM142 145V144H141ZM153 145V146H155ZM68 146V145H67ZM69 146V149H70ZM76 147L79 146L78 144L75 145ZM74 146V149L76 150V147ZM108 146V145H107ZM125 146V145H124ZM138 146V145H136ZM159 146V145H158ZM64 147L66 148V145H64ZM62 147V148H64ZM81 147V146H80ZM122 147V146H121ZM119 147V149L121 148ZM139 147V146H138ZM144 147V146H142ZM156 147V146H155ZM154 147V148H155ZM163 147V146H162ZM170 147V146H168ZM68 148V147H67ZM83 148V146H82ZM109 148V146L107 147ZM106 148V149H107ZM153 148V147H152ZM158 148V147H157ZM155 148V149H157ZM161 148V147H160ZM175 148V147H174ZM71 149L72 146H71ZM73 149V150H74ZM100 149V148H98ZM97 149V150H98ZM106 149L104 151H106ZM118 149V152H119ZM151 149V148H150ZM65 150V149H64ZM67 150V149H66ZM73 152H76V151ZM124 150V149H123ZM123 150H120L121 153H124ZM144 150V149H143ZM159 150V149H157ZM155 150V151H157ZM96 151V150H93ZM99 151V150H98ZM101 151V149H100ZM110 151V150H109ZM114 151V148H113ZM146 151V150H145ZM150 151V150H149ZM92 152V151H91ZM111 152V151H110ZM116 152V151H115ZM113 152V153H115ZM129 152V151H128ZM127 152V153H128ZM147 152V151H146ZM153 152V149L152 151ZM167 152V149H166ZM165 152V153H166ZM97 153V152H96ZM95 153V156H96ZM120 153V154H121ZM159 153V152H158ZM92 154V153H91ZM119 154V153H118ZM147 154V153H146ZM161 156H165L163 155L164 153H161ZM67 155V154H66ZM71 155V154H70ZM68 155V156H70ZM112 155V154H111ZM117 155V152H116ZM129 155V154H128ZM157 155V152H156ZM94 156V155H92ZM90 156V157H92ZM92 157V162L91 165L95 166L98 163V161ZM105 156V155H104ZM127 156V155H124ZM123 155H121V157H124ZM55 157H59V158H55ZM81 157V156H80ZM112 157V156H111ZM117 157V156H116ZM128 157V156H127ZM138 157V156H137ZM154 157V156H153ZM156 157V156H155ZM158 157V155H157ZM166 157V156H165ZM179 157V156H178ZM70 158V157H69ZM69 158H68V162H69ZM110 158V157H109ZM113 158V157H112ZM111 158V159H112ZM131 157L127 158L130 160ZM139 158V157H138ZM137 158V159H138ZM142 158V157H141ZM146 158V157H145ZM149 158V157H148ZM148 158L146 160H148ZM162 158V157H160ZM159 158V159H160ZM73 162V158H71ZM119 159V158H117ZM116 159V160H117ZM123 159V158H121ZM133 159V158H132ZM150 159H151V155H150ZM153 159V158H152ZM158 159V158H156ZM166 159V158H165ZM75 160V159H74ZM86 160V159H85ZM136 160V158H135ZM141 160V159H140ZM163 160V159H162ZM106 161V160H105ZM112 161H114L112 159ZM126 161V160H125ZM131 161V160H130ZM133 161V160H132ZM143 161V159H142ZM160 161V160H159ZM158 161V162H159ZM70 162V163H72ZM119 162H121V160H119ZM118 162V163H119ZM127 162V161H126ZM125 162V163H126ZM141 162V161H140ZM153 162V161H152ZM164 162V161H163ZM74 163V162H73ZM77 163V162H76ZM101 163V162H100ZM165 163V162H164ZM168 163V162H167ZM104 165V163H102ZM109 164V163H108ZM116 164V163H115ZM124 164V162H123ZM151 164V163H150ZM78 165V164H77ZM102 165V166H103ZM107 165V163H106ZM113 167V164H111ZM121 166V164H119ZM134 165V164H133ZM154 165V163H153ZM99 166V165H98ZM98 166L95 168L97 169ZM101 166V167H102ZM116 166V165H115ZM161 166V165H159ZM73 169V170H69V168ZM77 167V166H76ZM80 167V166H79ZM82 167V166H81ZM100 167V166H99ZM124 167L125 166H121ZM156 167V166H155ZM103 168V167H102ZM116 168H120L117 167ZM115 168V170H117ZM121 168V169H124ZM130 168V167H129ZM129 168H128V174H129ZM151 168H154L151 167ZM160 168V167H159ZM101 169V168H100ZM133 169V168H132ZM185 169V167H184ZM77 170H80L77 168ZM94 170V169H93ZM92 170V172H93ZM125 170V169H124ZM123 170V171H124ZM127 170V169H126ZM125 170V171H126ZM151 170V169H150ZM166 170V169H165ZM111 171V170H110ZM135 171V170H134ZM133 171V172H134ZM113 172V170H112ZM121 172V171H120ZM127 172V171H126ZM162 172V170H161ZM165 172V171H163ZM173 172V171H172ZM100 173V172H99ZM119 173V172H118ZM117 173V174H118ZM105 174V173H104ZM114 174V173H113ZM133 174V173H132ZM161 174V173H159ZM65 175V176H64ZM106 176L102 177L104 179H108L109 175L112 174H106ZM136 175V174H135ZM81 176V175H80ZM101 176V175H99ZM160 176V175H159ZM184 176V175H183ZM87 181L89 183L91 182H97L99 180H96V176L94 175H88L87 176ZM134 177V175H133ZM164 177V175H163ZM166 177V176H165ZM116 178H119L116 177ZM122 178V177H121ZM140 178V176H139ZM123 179V178H122ZM161 179V178H160ZM159 179V180H160ZM82 180V179H81ZM114 180V179H113ZM121 180V179H120ZM137 180V179H136ZM157 180V179H156ZM104 181V180H103ZM101 180V183L103 182ZM115 181V180H114ZM123 181V180H122ZM167 182V181H166ZM165 182V183H166ZM75 183V182H74ZM78 186H74L71 185L66 189V194L65 197H63L62 201V205H68L67 207H72L75 212L81 214L79 216H81L80 218V222L82 220V222L86 223L87 221H94L96 219H101V220H106V218H109V213L110 211H112V209L114 210L113 207H115L114 205V200L116 198V192L119 191L118 188H116L113 184L108 183L106 187H102V188H97L94 187L93 185H88L85 182H77ZM99 183V182H98ZM129 183V182H128ZM169 183V182H168ZM132 187L136 186L135 183H130ZM129 184V185H130ZM158 184V183H157ZM163 184V183H162ZM171 184V183H170ZM98 185V184H97ZM119 185V184H118ZM124 185V184H123ZM164 185V184H163ZM154 186V184H153ZM157 186V185H156ZM155 186V188H156ZM123 186H121L122 188ZM160 187V186H158ZM169 186H167L166 188L163 187V189H167ZM190 187V186H188ZM12 188H16V193L13 194H7V190L12 189ZM96 188V189H95ZM130 188V187H128ZM137 188V186H136ZM153 188V187H152ZM134 189V188H133ZM155 190V189H153ZM157 190V189H156ZM155 190V192H156ZM159 190V188H158ZM130 191V190H129ZM135 191V190H134ZM171 191L174 193V191H172L171 189H168V192ZM227 190L223 191L226 192ZM12 192V191H11ZM15 192V191H14ZM57 192V193H56ZM138 192V191H137ZM136 192V193H137ZM159 192V191H158ZM157 192V193H158ZM169 192L171 197V194L173 195V193ZM60 193V192H59ZM131 193V191H130ZM135 193V192H134ZM177 192H175L176 194ZM185 193V192H184ZM187 193V191H186ZM63 194V193H62ZM61 194V195H62ZM140 194V193H139ZM143 194V193H142ZM161 194H165L164 192H162ZM161 194H157V196L161 197ZM174 194V196H176ZM222 194V193H221ZM15 196V198L12 199V197ZM60 195V196H61ZM134 195V194H132ZM137 195V194H136ZM135 195V196H136ZM147 194H145L146 196ZM156 195V193H155ZM183 195V194H182ZM140 196V195H139ZM144 196V195H143ZM156 196V197H157ZM165 196V195H164ZM185 196V195H184ZM216 196V195H215ZM130 197H132L130 195ZM154 197V196H153ZM155 197V198H156ZM169 197V196H168ZM167 197V198H168ZM169 197V198H170ZM179 197V196H178ZM187 201L189 200L190 195L188 196ZM199 197V196H198ZM136 199V197H134ZM140 198V197H139ZM138 198V200H139ZM162 198V197H161ZM160 198V199H161ZM172 198V197H171ZM177 198V197H175ZM181 198V197H180ZM203 198V197H202ZM208 198V197H205ZM59 199V198H58ZM123 199V198H122ZM129 199V198H128ZM132 199V198H131ZM135 199L134 202L136 201ZM160 199L158 198V200H155V205L157 201H160ZM163 199H165L163 197ZM174 199V198H173ZM182 199V198H181ZM185 199V198H184ZM218 199V198H217ZM124 200V199H123ZM154 200L152 199L151 201L154 202ZM167 200V199H166ZM165 200V201H166ZM171 201V199H168ZM167 200V201H168ZM183 200V199H182ZM228 200V199H227ZM131 201V200H129ZM150 201V202H151ZM164 201V200H163ZM191 201V199H190ZM218 201V200H217ZM225 201V200H224ZM58 202V200H57ZM149 201H147L146 203H150ZM185 202V201H184ZM194 202V200H193ZM221 202V201H220ZM35 203V204H34ZM46 203V202H45ZM136 203V202H135ZM145 203V204H146ZM158 203V202H157ZM186 203V202H185ZM224 203V202H223ZM58 204V203H57ZM120 204V203H119ZM138 204V202L136 203ZM144 207H148V208H143L144 210H148L151 211L152 209L157 210V208L155 209V206L152 204V202L150 204H152L154 207H152L151 209H149L151 206L149 204V206H145ZM171 204V203H170ZM175 204V207H181L180 203L179 206H177V203H172V205ZM187 204V203H186ZM185 204V205H186ZM122 205V204H121ZM120 205V206H121ZM165 205V204H164ZM163 205V206H164ZM169 205V204H168ZM184 205V204H183ZM40 206V205H38ZM43 206V205H42ZM57 206V205H56ZM63 206V208H64ZM119 206V209H120ZM167 206V204L165 205ZM170 206V205H169ZM179 207V208H180ZM126 208V207H125ZM163 208V207H162ZM170 208V207H167ZM174 208V207H173ZM168 209L169 212L173 211ZM130 209V208H129ZM141 209V208H140ZM161 209V207L159 208ZM165 209V208H164ZM177 209V208H175ZM14 210V209H13ZM52 210V208H51ZM54 210V208H53ZM56 210V209H55ZM61 210V209H60ZM63 210V209H62ZM74 210L72 212H74ZM118 211V209H115ZM122 210V209H120ZM152 210V211H154ZM163 210V209H162ZM180 210L181 209H177ZM15 211V210H14ZM38 211V210H37ZM70 211V210H69ZM147 211V212H148ZM160 211V210H159ZM166 211V210H164ZM39 212V211H38ZM54 212V211H53ZM146 212V214H147ZM162 212V211H161ZM160 212V213H161ZM170 212V214L172 213ZM45 213V212H44ZM56 213V212H55ZM59 213V212H58ZM71 213V212H69ZM142 213V212H140ZM155 212H150L151 215L154 216ZM158 213V212H157ZM160 213L158 214L160 216ZM168 213V211L166 212ZM41 214V212H40ZM43 214V213H42ZM51 214V213H50ZM54 214V213H53ZM65 214V213H64ZM76 214V213H75ZM52 215V214H51ZM77 215V214H76ZM75 215V216H76ZM120 215V214H119ZM118 215V217H119ZM127 215V214H126ZM141 215V214H140ZM140 219H141V215ZM163 215V214H162ZM169 215V214H168ZM30 216V217H33ZM39 216V215H38ZM57 218L58 215H55ZM60 216V215H59ZM109 216V217H108ZM115 216V215H114ZM117 216V215H116ZM115 216V217H116ZM132 216V215H131ZM165 216V215H163ZM55 217V218H56ZM113 217V215H112ZM150 217V216H149ZM152 217V216H151ZM157 216H154V218ZM29 218V219H28ZM43 218V217H42ZM41 218V219H42ZM46 218V216L44 217V219ZM64 218V217H63ZM70 218V217H69ZM73 218V216H72ZM78 218V216H77ZM120 218V217H119ZM118 218V219H119ZM128 218V217H127ZM131 218V217H130ZM129 218V219H130ZM138 218V217H137ZM145 218V216L143 217V219ZM147 218V216H146ZM153 218V217H152ZM151 218V219H152ZM161 218V216H160ZM165 218V217H164ZM33 219V218H32ZM38 219V218H37ZM40 219V218H39ZM117 219V220H118ZM150 219V218H149ZM35 220V217L33 219V221ZM58 220V219H57ZM65 220V219H64ZM64 220L59 219V223L60 221L62 223H65ZM110 220V219H109ZM165 220V219H164ZM32 220L28 221V228H19L17 235L12 237L9 241H8V245H7V249L6 251H10L11 255L14 256L16 254H18L19 251H22V243H26L30 241V234H31V227H33V225L36 223H34ZM37 221V220H36ZM35 221V222H36ZM43 221V220H42ZM46 221V220H45ZM75 221V220H74ZM86 221V222H85ZM98 221V220H97ZM96 221V222H97ZM107 221V220H106ZM120 221V220H119ZM142 221V220H141ZM175 221V219L173 220ZM51 222V221H48ZM56 222V221H55ZM87 222V223H88ZM91 222V223H92ZM109 222V221H108ZM121 222V221H120ZM140 222V221H139ZM145 222V221H144ZM143 222V223H144ZM6 223L5 221L1 222L2 227H4ZM43 223V222H42ZM41 223V224H42ZM53 223V222H52ZM58 224V222H56ZM55 223V224H56ZM72 223V222H71ZM86 223V225H87ZM135 223V222H134ZM165 223V222H164ZM40 224V225H41ZM75 224V223H74ZM73 224V225H74ZM77 224H79L77 222ZM82 224V223H81ZM103 224V223H102ZM126 224V223H125ZM124 224V225H125ZM131 224V223H130ZM142 224V223H139ZM138 224V226H139ZM34 225V226H35ZM50 225V224H49ZM94 225V224H93ZM122 226V224H120ZM147 226L145 223L142 224ZM166 225V224H165ZM61 226V225H60ZM63 226V225H62ZM79 226V225H78ZM81 226V225H80ZM79 226V227H80ZM88 226V225H87ZM121 226H119L117 229H119ZM130 226H133L132 224ZM137 226V227H138ZM143 226V227H145ZM153 227V224L151 225ZM8 227V226H7ZM51 227V225H50ZM49 227V228H50ZM71 227V226H70ZM83 227V225H82ZM85 227V226H84ZM90 227V224H89ZM126 227V226H125ZM129 227V226H128ZM136 227V226H135ZM136 227V228H137ZM149 228V226H147ZM146 227V228H147ZM41 228V227H38ZM37 226L35 229H38ZM46 228V227H44ZM63 228V227H62ZM88 228V227H85ZM122 228V227H121ZM124 228V227H123ZM140 228H142V226H140ZM147 228V229H148ZM43 229V226H42ZM48 229V227H47ZM72 229V227H71ZM93 229V228H92ZM128 229V228H127ZM126 229V230H127ZM143 229V228H142ZM140 230L141 233L143 230ZM52 229L50 228V231ZM56 230V229H55ZM80 230V229H79ZM84 230V229H83ZM106 230V228H105ZM124 230V231H126ZM137 230H139L137 228ZM150 230V229H149ZM4 231V230H3ZM47 231V230H46ZM62 231V230H61ZM69 231V230H68ZM85 231V230H84ZM83 231V232H84ZM90 231V230H89ZM138 231V232H140ZM147 231V230H146ZM70 232V231H69ZM120 232V230H119ZM52 233V232H51ZM58 233V232H57ZM72 233V232H71ZM114 233V232H113ZM131 233V232H130ZM136 233V232H134ZM140 233V234H141ZM197 233V232H196ZM36 234V233H35ZM39 234V233H37ZM48 234V233H46ZM50 234V233H49ZM54 234V233H53ZM59 234V233H58ZM64 234V233H62ZM66 234V233H65ZM70 234V233H69ZM109 234V233H108ZM107 234V235H108ZM133 234V233H131ZM145 234V233H143ZM148 234V233H147ZM145 234V235H147ZM150 234H153L150 233ZM172 234V233H171ZM193 234V233H192ZM67 235V234H66ZM74 235V234H73ZM70 237L69 240L67 241H58V240H54L51 241L49 240L46 245H45V250L43 253V258L44 260L40 261L41 264H91L94 261V258L102 252H99L96 249H91L90 248V244H86L84 241H82L79 238H75V237ZM129 235V234H128ZM143 235V236H145ZM155 234H153L152 236H154ZM197 235V234H195ZM35 236V235H34ZM70 236V235H67ZM114 236V235H113ZM130 236V235H129ZM139 236V234H138ZM148 236V235H147ZM151 235H149L150 238ZM151 236V237H152ZM173 236V234L171 235ZM169 236V237H171ZM183 236V235H181ZM53 237V236H52ZM98 237H101V233L98 234ZM120 238L122 236H119ZM137 236L133 237L136 238ZM141 237V235H140ZM139 237V238H140ZM161 237V236H160ZM180 237V234H179ZM44 238V237H43ZM48 238V236H47ZM64 238V237H63ZM89 238V236H88ZM138 238V237H137ZM153 238V237H152ZM178 238V237H175ZM56 239V238H55ZM60 239V238H59ZM143 239V238H142ZM147 239V238H146ZM32 240V239H31ZM113 240V238H112ZM122 240H125L122 238ZM132 240V238H131ZM154 240V239H153ZM206 240V238H205ZM203 240V241H205ZM209 240V239H208ZM118 241V239L116 240ZM128 241V240H127ZM133 241H138L139 240H133ZM144 241V239L142 240ZM159 241V240H158ZM165 241V240H164ZM211 241V240H210ZM214 241V240H213ZM33 242V241H32ZM36 242V241H35ZM123 242V241H121ZM148 242V241H145ZM157 242V241H155ZM231 242V241H230ZM44 243V242H43ZM125 243V242H124ZM144 243V242H143ZM158 243V242H157ZM38 244V243H37ZM128 244V243H127ZM134 243H132L133 246ZM151 244V243H150ZM163 246V243H160ZM111 245V244H110ZM115 246L117 244H114ZM113 245V246H114ZM136 245V244H135ZM141 247H143V244H139ZM145 245V244H144ZM152 245V244H151ZM155 244H153L154 246ZM31 247V245H29ZM108 246V245H107ZM114 246V247H115ZM123 246V245H122ZM130 245L126 246L127 248H129ZM150 246V245H149ZM159 246V245H158ZM157 246V247H158ZM241 246V245H240ZM113 247V248H114ZM135 247V246H134ZM140 247V248H141ZM148 247V246H147ZM152 247V246H150ZM161 247V246H160ZM179 247V246H178ZM212 247V246H211ZM231 247V246H230ZM35 248V247H34ZM112 248V247H111ZM118 248V247H116ZM138 248V245H137ZM156 248V247H155ZM162 248V247H161ZM190 248V247H189ZM241 248V247H240ZM26 249V248H25ZM33 249V248H31ZM98 249V248H97ZM136 249V247H135ZM180 249V248H179ZM213 249V247H212ZM211 249V250H212ZM223 249V248H222ZM237 249V248H236ZM235 249V250H236ZM35 250V249H34ZM37 250V249H36ZM109 250L111 251V249L109 248ZM115 250L114 252H110V258H109V264H128V257L130 256V252L127 249H113ZM112 250V251H113ZM146 250V248H145ZM144 250V251H145ZM156 250V249H155ZM183 251H186L185 249H182ZM16 251V252H15ZM107 251V249H106ZM160 251V250H159ZM157 251V252H159ZM27 252V251H26ZM36 252V251H35ZM38 252V251H37ZM83 252H87L88 255L83 259L81 258V256L83 255ZM156 252V251H155ZM33 253V251H32ZM40 252H38L39 254ZM86 253V254H87ZM141 253H143V251H141ZM168 253V251H167ZM35 254V253H34ZM82 254V255H81ZM85 254V253H84ZM106 254V253H104ZM158 254V253H156ZM210 254V253H209ZM108 255V254H107ZM155 255V254H154ZM150 256H148L147 259ZM211 257V255H210ZM30 258V257H29ZM34 258V257H33ZM154 258V257H153ZM169 258V257H168ZM253 258V257H252ZM14 259V258H12ZM11 259V260H12ZM37 259H39L37 257ZM42 259V258H41ZM100 259V258H99ZM104 259V258H103ZM107 259V258H105ZM144 258H142L141 260H143ZM160 259V258H158ZM163 259V258H162ZM206 259V258H205ZM219 259V257H218ZM21 260V259H20ZM140 260V263H141ZM146 260V259H145ZM164 260V259H163ZM232 260V259H231ZM156 261V259H155ZM219 261V260H217ZM15 262V261H14ZM30 262V261H29ZM37 262V261H36ZM138 262V261H137ZM208 262V261H207ZM206 262V263H207ZM230 262V261H229ZM235 262V261H234ZM19 263V262H18ZM32 263V260H31ZM30 263V264H31ZM139 263V264H140ZM144 263V262H142ZM196 263V262H195ZM211 263V262H210ZM251 263H256L251 261ZM262 263V262H260ZM21 264V262H20ZM37 264V263H36ZM108 264V263H107ZM138 264V263H136ZM209 264V263H208Z\"/></svg>",
	"mask_w": 264,
	"mask_h": 264
}]
</instances>
